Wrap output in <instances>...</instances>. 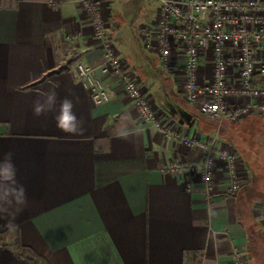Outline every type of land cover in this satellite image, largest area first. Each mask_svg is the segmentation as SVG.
Wrapping results in <instances>:
<instances>
[{
    "label": "crops",
    "instance_id": "crops-1",
    "mask_svg": "<svg viewBox=\"0 0 264 264\" xmlns=\"http://www.w3.org/2000/svg\"><path fill=\"white\" fill-rule=\"evenodd\" d=\"M59 1L0 0V264H33L17 242L49 264H233L236 254L264 264V115L199 126L198 104L184 100L140 34L122 35L109 0V28L140 85L183 137L216 135L217 146L236 149L244 184L226 194L220 159L211 189L197 173L170 172L172 161H203L204 150L141 118L104 70L78 0ZM79 62L94 68L109 101H94ZM65 100L75 133L57 126Z\"/></svg>",
    "mask_w": 264,
    "mask_h": 264
},
{
    "label": "built area",
    "instance_id": "built-area-1",
    "mask_svg": "<svg viewBox=\"0 0 264 264\" xmlns=\"http://www.w3.org/2000/svg\"><path fill=\"white\" fill-rule=\"evenodd\" d=\"M78 4L104 50V70L118 76L141 118L167 136L204 150L203 161H172L168 170L197 173L205 188L211 189L220 159L227 172L226 194L240 191L244 176L238 151L217 146L216 135L210 143L183 137L121 58L109 28V0H78ZM138 31L144 46L157 51L162 70L172 74L184 100L198 104L201 113L230 122L252 113L264 115V0H159L156 13ZM81 37L77 31L67 34L66 40ZM77 69L96 103L110 100L108 88L91 65L79 62ZM261 208L264 212V203ZM233 264L248 263L236 254Z\"/></svg>",
    "mask_w": 264,
    "mask_h": 264
},
{
    "label": "rangeland",
    "instance_id": "rangeland-1",
    "mask_svg": "<svg viewBox=\"0 0 264 264\" xmlns=\"http://www.w3.org/2000/svg\"><path fill=\"white\" fill-rule=\"evenodd\" d=\"M159 7V0H115L113 2V12L115 16L118 15L121 19V33L126 34L128 31L131 35L133 33L139 34V26L149 20L157 11ZM140 36V35H139ZM173 83L175 84L174 80ZM177 90L182 94L181 90ZM161 110V109H160ZM162 111V110H161ZM200 121L207 122L208 126L211 123L218 125L219 120L208 115L198 116V123ZM263 142L262 152L264 153V134L260 137ZM237 145V142H234ZM245 158L243 157V160Z\"/></svg>",
    "mask_w": 264,
    "mask_h": 264
},
{
    "label": "clouds",
    "instance_id": "clouds-1",
    "mask_svg": "<svg viewBox=\"0 0 264 264\" xmlns=\"http://www.w3.org/2000/svg\"><path fill=\"white\" fill-rule=\"evenodd\" d=\"M54 93L48 97V103L51 104L54 99ZM72 105L68 100L63 101L61 105L60 115L56 117L57 126L65 132L75 133L77 131L76 127V117L71 112ZM44 110V106L37 104L34 113L40 115Z\"/></svg>",
    "mask_w": 264,
    "mask_h": 264
},
{
    "label": "trees",
    "instance_id": "trees-1",
    "mask_svg": "<svg viewBox=\"0 0 264 264\" xmlns=\"http://www.w3.org/2000/svg\"><path fill=\"white\" fill-rule=\"evenodd\" d=\"M130 67V66H129ZM200 112V111H199ZM195 116H205V114L197 113ZM200 119V118H199ZM201 122L199 121L198 125L200 126ZM18 247L20 249V253H22L24 256H27L33 264H49L42 256L38 255L36 252H34L29 246L23 245L19 242H17Z\"/></svg>",
    "mask_w": 264,
    "mask_h": 264
}]
</instances>
